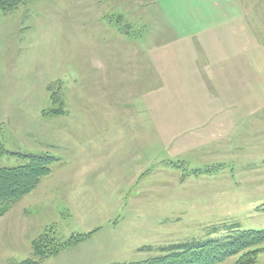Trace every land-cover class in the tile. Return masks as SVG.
I'll list each match as a JSON object with an SVG mask.
<instances>
[{
  "label": "rangeland",
  "instance_id": "374dc122",
  "mask_svg": "<svg viewBox=\"0 0 264 264\" xmlns=\"http://www.w3.org/2000/svg\"><path fill=\"white\" fill-rule=\"evenodd\" d=\"M24 154L55 161L0 215V264L133 263L264 229V0L0 9V167Z\"/></svg>",
  "mask_w": 264,
  "mask_h": 264
},
{
  "label": "trees",
  "instance_id": "16d2710c",
  "mask_svg": "<svg viewBox=\"0 0 264 264\" xmlns=\"http://www.w3.org/2000/svg\"><path fill=\"white\" fill-rule=\"evenodd\" d=\"M17 1L0 0V9ZM21 157L27 161L23 165L0 167V215L12 201L30 192L50 172V165L55 161L48 154H24ZM263 243L264 229H242L205 241L174 244L168 253L144 261L114 264H216L227 256L237 254L241 256L236 264H249L253 256L262 250ZM33 245L37 248L39 242L34 241Z\"/></svg>",
  "mask_w": 264,
  "mask_h": 264
}]
</instances>
